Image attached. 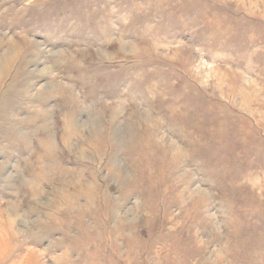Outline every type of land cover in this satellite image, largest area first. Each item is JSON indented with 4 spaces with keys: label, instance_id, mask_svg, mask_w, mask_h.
Segmentation results:
<instances>
[{
    "label": "rangeland",
    "instance_id": "obj_1",
    "mask_svg": "<svg viewBox=\"0 0 264 264\" xmlns=\"http://www.w3.org/2000/svg\"><path fill=\"white\" fill-rule=\"evenodd\" d=\"M0 264H264V0H0Z\"/></svg>",
    "mask_w": 264,
    "mask_h": 264
}]
</instances>
